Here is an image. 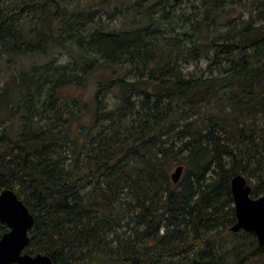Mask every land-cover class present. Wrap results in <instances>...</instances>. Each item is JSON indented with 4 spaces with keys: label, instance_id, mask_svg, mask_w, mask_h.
<instances>
[{
    "label": "trees",
    "instance_id": "trees-1",
    "mask_svg": "<svg viewBox=\"0 0 264 264\" xmlns=\"http://www.w3.org/2000/svg\"><path fill=\"white\" fill-rule=\"evenodd\" d=\"M18 1L0 0V82L4 60L55 48L74 57L23 68L0 89V193L15 192L35 218L25 252L54 264H264L254 233L226 235L237 222L231 180L242 175L255 181L253 199L264 195V0L220 33L208 75L182 67L203 57L198 44L184 50L181 38L156 36L155 17L168 19L172 0H101L97 9ZM119 17L141 26L110 29ZM102 66L128 67L133 80L99 83L94 128L77 131L89 110L61 93ZM8 231L0 221V239Z\"/></svg>",
    "mask_w": 264,
    "mask_h": 264
},
{
    "label": "rangeland",
    "instance_id": "rangeland-1",
    "mask_svg": "<svg viewBox=\"0 0 264 264\" xmlns=\"http://www.w3.org/2000/svg\"><path fill=\"white\" fill-rule=\"evenodd\" d=\"M45 1V0H43ZM39 1V2H43ZM101 0H73L74 5H78L81 8L86 9H97ZM18 4L23 6L25 3L23 0H19ZM171 10L169 11L170 17L168 19L162 18V14L155 17L158 21L156 32L161 44L168 43L165 40L177 39L178 37L182 39L181 48L184 50L191 49L197 44L203 50V57L199 60L192 57L191 55L184 57L182 59V67L185 73H195L196 75H201L205 72L208 75L210 72L207 70L208 65L214 55V45L216 42L221 41L220 33L225 32L228 27L227 25L231 22L233 24H241V22L247 21L250 16L254 13L255 0H226V1H214V0H180L175 3L174 0L171 1ZM33 14L30 15L33 16ZM35 18H39V15ZM105 20H108L105 17ZM132 18L125 19L119 17L113 22H109L110 29H135L139 25L136 23L131 26ZM27 24L30 23V19H26ZM255 24H260L259 21L255 20ZM166 37L167 39H163ZM179 47V48H180ZM74 60V57L69 54L66 49L55 48L49 50L46 55H36L33 57L22 58L17 61L15 65L8 64L5 60L2 62V80L0 82V89L4 88L6 84L10 83L13 79L14 74L19 75L24 69H31L33 67H45L49 63H53L57 66H66V63ZM130 68L124 66L109 67L102 66L96 70L92 75L89 76L88 82L81 89L71 88L66 91H62L61 95L66 103V98L77 97L80 98L83 104V110L86 108L89 110L87 112H82L81 117L74 124V128L78 131L81 126H87L94 128L93 112H91V102L95 95L98 84L101 82H107L113 78L127 79L129 81L133 80L132 75H130ZM217 73V71H215ZM119 92L111 93L106 101L110 106H115L118 100ZM43 99L37 98V109L39 112H44L43 109ZM85 103H88L85 107ZM3 117L8 118L10 116L8 110L2 111ZM18 117L13 120L6 119V124L11 125L18 124ZM44 123V122H43ZM183 163L177 162L172 165L169 170V175H172L176 168L183 166ZM248 184L253 187L255 181L248 182ZM174 185V184H173ZM125 228L122 232H125ZM230 230L226 233L227 236L231 235Z\"/></svg>",
    "mask_w": 264,
    "mask_h": 264
},
{
    "label": "water",
    "instance_id": "water-1",
    "mask_svg": "<svg viewBox=\"0 0 264 264\" xmlns=\"http://www.w3.org/2000/svg\"><path fill=\"white\" fill-rule=\"evenodd\" d=\"M178 3L180 0H174ZM184 171L183 166L176 168L171 175L174 184H178ZM231 189L235 203L237 222L229 230L232 233L244 231L254 233L259 246H264V195L253 199L252 187L242 175L231 180ZM0 221L9 231L0 239V264H54L49 256L30 255L25 252L30 244V232L35 218L28 207L12 190L0 193Z\"/></svg>",
    "mask_w": 264,
    "mask_h": 264
}]
</instances>
